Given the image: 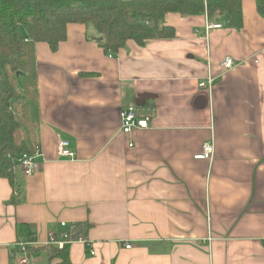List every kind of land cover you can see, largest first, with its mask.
<instances>
[{"label":"crops","instance_id":"1","mask_svg":"<svg viewBox=\"0 0 264 264\" xmlns=\"http://www.w3.org/2000/svg\"><path fill=\"white\" fill-rule=\"evenodd\" d=\"M242 4L240 29L166 14L173 39L113 55L79 23L56 51L35 45L39 170H18L16 203L0 177V264L20 256L22 238L47 248L33 264H50L62 222L95 251L74 238L72 264H264V15ZM210 74L213 89L201 88ZM133 105L150 126L127 135L121 111ZM58 139L75 160L59 157ZM206 142L212 158L196 159Z\"/></svg>","mask_w":264,"mask_h":264},{"label":"trees","instance_id":"2","mask_svg":"<svg viewBox=\"0 0 264 264\" xmlns=\"http://www.w3.org/2000/svg\"><path fill=\"white\" fill-rule=\"evenodd\" d=\"M244 0H0V177L18 189L20 154L33 155L39 140V97L35 45L56 51L73 23L90 25L109 55L134 40L145 46L152 39H173L166 14L217 15L229 28L243 27ZM264 15V0H255ZM102 39V40H101ZM70 245L51 246L50 264H72ZM45 246L27 247L36 254ZM47 249V248H46ZM53 264V263H52Z\"/></svg>","mask_w":264,"mask_h":264},{"label":"built area","instance_id":"3","mask_svg":"<svg viewBox=\"0 0 264 264\" xmlns=\"http://www.w3.org/2000/svg\"><path fill=\"white\" fill-rule=\"evenodd\" d=\"M221 24L213 25L206 23V31H209L211 29L217 30V28H220ZM112 57V56H111ZM235 62H233V59H225L223 62V67L225 69H231L233 67ZM215 84V77H213L211 74L208 75L207 79L204 80V82L200 83L201 88H208L209 90H212ZM150 117L143 116L139 109H137L134 105L125 107L121 111V124H122V131L124 134H131L134 129H148L150 126L149 123ZM202 153L195 156L196 159L199 160H207L211 159L215 149L212 142H206V144L203 145ZM57 154H59L60 158H68L70 160L76 159V154L72 152L69 149V142L63 139H58L57 143ZM41 156V146H37L34 154H20V157L17 159L18 163V170H21L22 176L24 177H30L35 175V173L39 170L38 169V162L37 158ZM61 228H63V231L61 233H53L51 232L48 241V245H54L58 247L59 249H63L66 247V245L73 243L75 241L74 236H77L76 239L79 241H83L87 252L91 256H95V251L91 247L88 240L83 239L82 237H79L80 234L83 232L84 229H82L77 224L62 222L60 223ZM20 244L23 247V251L20 254L19 257H16L13 260L12 264H31L35 260V256H33L32 253H29L26 248L27 247H34L36 248L38 243L28 242L24 241L23 238L20 239ZM127 248L130 247V245L126 246ZM33 264V263H32Z\"/></svg>","mask_w":264,"mask_h":264},{"label":"rangeland","instance_id":"4","mask_svg":"<svg viewBox=\"0 0 264 264\" xmlns=\"http://www.w3.org/2000/svg\"><path fill=\"white\" fill-rule=\"evenodd\" d=\"M19 173H21V171H19ZM51 251H52V250H51ZM42 256H43V257H42L43 259L45 258V260H43L42 262H43V263H46L47 260H48V256H46V254H44V255L42 254ZM40 263H41V262H40Z\"/></svg>","mask_w":264,"mask_h":264},{"label":"water","instance_id":"5","mask_svg":"<svg viewBox=\"0 0 264 264\" xmlns=\"http://www.w3.org/2000/svg\"><path fill=\"white\" fill-rule=\"evenodd\" d=\"M102 40V39H101ZM77 236H74V238H76Z\"/></svg>","mask_w":264,"mask_h":264},{"label":"bare ground","instance_id":"6","mask_svg":"<svg viewBox=\"0 0 264 264\" xmlns=\"http://www.w3.org/2000/svg\"><path fill=\"white\" fill-rule=\"evenodd\" d=\"M19 171H21V170H19ZM22 174V173H21Z\"/></svg>","mask_w":264,"mask_h":264}]
</instances>
